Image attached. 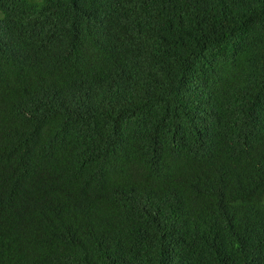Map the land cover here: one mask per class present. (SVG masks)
Segmentation results:
<instances>
[{"label": "trees", "instance_id": "trees-1", "mask_svg": "<svg viewBox=\"0 0 264 264\" xmlns=\"http://www.w3.org/2000/svg\"><path fill=\"white\" fill-rule=\"evenodd\" d=\"M0 264H264V0H0Z\"/></svg>", "mask_w": 264, "mask_h": 264}]
</instances>
